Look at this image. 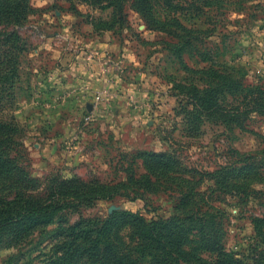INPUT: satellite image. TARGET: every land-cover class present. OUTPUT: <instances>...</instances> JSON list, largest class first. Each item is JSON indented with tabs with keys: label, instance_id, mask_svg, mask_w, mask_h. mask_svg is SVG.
<instances>
[{
	"label": "rangeland",
	"instance_id": "374dc122",
	"mask_svg": "<svg viewBox=\"0 0 264 264\" xmlns=\"http://www.w3.org/2000/svg\"><path fill=\"white\" fill-rule=\"evenodd\" d=\"M29 5L33 13L14 28L27 51L18 60L15 106L4 115L19 128L11 157L42 189L51 175L124 182L128 171L145 173L139 153H171L201 173L232 163L236 154L264 155L258 136L264 122L257 117L245 131L204 122L198 135L186 133L182 87L202 83L183 71L174 49L181 44L190 69L233 65L244 72L245 85H264V0H151L154 16L177 37L148 30L130 2L125 22L109 31L110 10L77 3L78 13H70L64 0ZM9 30L0 24L1 32ZM133 197L97 201L59 221L71 225L114 211L138 212L147 221L167 218L177 199L169 191ZM215 206L226 212L227 251L246 254L260 244L251 219L264 215V202L226 198ZM50 246L38 233L20 247L0 244V264H43Z\"/></svg>",
	"mask_w": 264,
	"mask_h": 264
},
{
	"label": "trees",
	"instance_id": "16d2710c",
	"mask_svg": "<svg viewBox=\"0 0 264 264\" xmlns=\"http://www.w3.org/2000/svg\"><path fill=\"white\" fill-rule=\"evenodd\" d=\"M64 1L75 14L77 3L110 10L107 31L125 22L124 8L130 2L148 30L177 37L154 16L151 0ZM32 13L29 0H0V24L11 28L0 31V244L15 248L36 233L45 236L51 246L43 264H264V215L251 219L260 244L238 254L224 248L226 212L215 206L226 198L264 202V155L236 154L232 163L201 173L185 167L171 153H139L136 158L145 173L128 171L124 182L105 184L51 175L43 189L15 163L11 153L18 146L19 128L4 112L15 106L18 60L27 51L26 41L14 28ZM174 49L183 71L202 83L182 87L185 131L190 137L199 134L204 122L243 131L253 117L264 122L263 84L245 85L244 72L233 65L190 69L181 59V44ZM258 136L264 141L263 135ZM162 191L177 195L173 214L167 218L147 221L138 212L114 211L104 219H80L71 225L59 221L65 212L90 208L97 201L130 194L136 200ZM56 219L49 233L47 228ZM203 254L214 259L208 261Z\"/></svg>",
	"mask_w": 264,
	"mask_h": 264
},
{
	"label": "built area",
	"instance_id": "2783aa9c",
	"mask_svg": "<svg viewBox=\"0 0 264 264\" xmlns=\"http://www.w3.org/2000/svg\"><path fill=\"white\" fill-rule=\"evenodd\" d=\"M101 99V92H99V93H97L96 95H95V100L96 101H99Z\"/></svg>",
	"mask_w": 264,
	"mask_h": 264
}]
</instances>
